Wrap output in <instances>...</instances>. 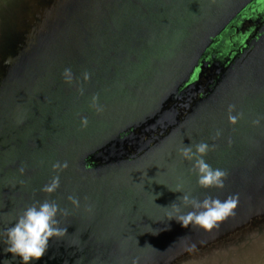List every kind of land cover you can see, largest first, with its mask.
Wrapping results in <instances>:
<instances>
[{
  "label": "rangeland",
  "instance_id": "1",
  "mask_svg": "<svg viewBox=\"0 0 264 264\" xmlns=\"http://www.w3.org/2000/svg\"><path fill=\"white\" fill-rule=\"evenodd\" d=\"M164 1L171 8L167 12L160 5L163 0H0V233L27 206L24 194L16 198L12 194H30L34 189L37 178L26 180V190L23 189L20 186L23 179L14 166L20 164L19 151L29 150L27 144L37 117L43 118L55 108V116L79 112L84 107L82 97L93 103L88 94L95 97L97 104L113 98L130 99L128 87L146 88L157 64L167 61L173 52L174 40H170V35L173 33L177 38L180 29L198 17L202 9L199 13L196 10L206 0ZM258 12L257 17L253 13L243 22L255 25L258 17L263 19V13ZM146 15L153 17L146 19ZM157 26L169 28L170 34L154 38ZM245 30L240 27L235 33ZM151 32L155 33L149 35ZM246 49L243 46L238 51ZM137 61L138 65H134ZM65 69L71 70V83L65 82L62 75ZM261 113L262 116L264 111ZM48 116L46 124L51 118ZM52 128L56 131V124ZM252 130L247 138L253 144L259 142V137L264 140L261 132L258 135ZM256 149L250 157L249 171L239 183L229 186L225 194L214 195L215 189L213 198L235 197L237 206L232 215L218 222L210 232L191 226L182 228L176 222L174 227H163L164 235L154 234L149 228L137 232L133 231V222L128 223L130 228L126 230L125 221L119 219L117 236L113 237V232H100L95 234L97 240L93 242L85 228L96 229L86 217H79L84 229L76 233L70 220L58 216L60 226L67 228L68 234L50 240L48 251L37 264H264V147H253ZM55 156L52 151V157ZM244 160L232 159L228 168L246 169ZM117 166L112 164L109 168ZM229 177L224 181H229ZM185 178L195 180L196 176L190 174ZM168 189L171 185L158 186L146 194L145 200L133 197L127 203L125 196L117 204L127 217L134 211L137 219L145 212L144 218L152 217L161 225L160 222H167L165 207L181 195ZM202 191L192 196L199 200L212 197L210 190L207 194ZM57 195L44 194L41 198L55 201L61 209H69L68 215L75 217L72 220L75 222L78 212L73 213L69 208L71 202L62 201ZM129 218L133 220L134 215ZM192 245L195 248L189 250ZM3 247L0 244V261L19 264L18 260L12 261L11 254L3 252Z\"/></svg>",
  "mask_w": 264,
  "mask_h": 264
},
{
  "label": "water",
  "instance_id": "2",
  "mask_svg": "<svg viewBox=\"0 0 264 264\" xmlns=\"http://www.w3.org/2000/svg\"><path fill=\"white\" fill-rule=\"evenodd\" d=\"M253 1H204L202 8L198 7L196 10L199 13L202 9L198 17L191 20L192 22L187 24L188 27H182L177 38L172 36L173 33L170 35V40H174L173 52L167 61L157 64V69L150 78L151 83L146 88L134 86L127 88L130 99L113 98L111 101L98 102L94 106L93 103H89L90 100L86 102L88 99L82 97L84 107L79 112L73 111L66 116H55V108L51 114L46 113L43 118L37 117V122L32 125L33 133L27 144L29 150L25 148L19 151L20 164L16 163L14 166L18 174H21L20 169H23L20 175L23 179L20 186L23 189L26 190L24 187L26 180L37 178L34 189L30 194L16 192L12 196L16 198L24 194V199L26 202L29 201L28 203L43 202L45 200L41 197L47 193L42 192L41 188L53 177L58 176L59 188L54 193L58 194L62 201H69V196L79 200V208L69 206L73 209V213L78 212L76 221L72 225L75 228L84 229L80 226L79 217H86V220L90 222L89 225L96 229V231H88L85 228L86 234L93 242H96V233L113 232L115 234L113 237L117 236L118 230L120 231L119 219L125 221L126 230L130 228L128 223L133 222V231L149 228L154 234L158 232L163 235L166 232L163 227L170 228L175 223L174 220H167L165 223L160 222V225L152 217L144 218L145 212L139 214L141 216L136 219L134 211V214H131L134 215L132 220L129 218L131 215L127 217L125 210L117 204L119 198L126 196V201H129L127 203H131L130 200L133 197L145 200L148 196L146 194L155 191L158 186L171 185L173 189L177 183H182L186 190L191 189L187 191L192 195H199L203 192L202 190H205L207 194L210 190L213 197L218 193L225 194L229 186L239 183L249 171V165L252 162L250 157L257 152V149L253 150V147H264V140H260L261 137L259 142L254 144L247 138V135L251 133L250 130L255 128L252 131L257 132L258 135L261 132L264 138V119L259 126L252 124L253 120L264 117V114L260 115L261 110L264 111V20L256 29L255 36L245 43L247 49L226 71L223 83L216 89L213 97L190 115L161 147L133 163L121 164L114 168L108 167L97 172H89L82 168L81 164L86 157L97 151L123 128L137 124L158 111L169 94L178 86L187 84L213 39L220 38L219 43L213 47L221 48L225 37L223 31L233 20L239 21L238 15L244 12ZM160 5L165 12L171 9L169 3L164 0ZM140 17L142 18L141 15ZM145 17L151 19L153 16ZM186 22L183 21L184 24ZM159 26L156 28L158 31L156 30L157 34L154 38L170 34L169 28L158 29ZM154 33L151 32L149 35ZM88 96L93 99L92 94ZM229 106H232L231 111ZM46 116L48 118L51 116L47 124ZM230 116L236 118L234 124L230 121ZM83 120L87 123L83 124ZM54 124L57 127L56 131L52 128ZM40 125L44 126L40 128ZM48 129L52 133H48ZM217 132L220 133L219 136L216 135ZM255 137L252 136V138ZM39 142L41 144H38ZM200 142L210 146V150L204 157L205 161L212 168L224 170L230 176L229 181H224L223 189H203L197 186L196 179L188 180V176L185 178L190 174L193 177L194 174L189 171L192 164L182 160L177 150L184 145L194 146ZM52 151H55V157H52ZM239 157L246 159L242 161L247 164L246 169L228 168L232 159ZM65 162L67 168L53 170L54 164L63 165ZM186 184L187 188L184 186ZM126 201L124 200L123 203ZM64 218L69 221L71 217L68 215ZM147 240L150 241L151 236Z\"/></svg>",
  "mask_w": 264,
  "mask_h": 264
},
{
  "label": "clouds",
  "instance_id": "3",
  "mask_svg": "<svg viewBox=\"0 0 264 264\" xmlns=\"http://www.w3.org/2000/svg\"><path fill=\"white\" fill-rule=\"evenodd\" d=\"M66 83H71L72 74L70 69H65L63 74ZM85 74V79H87ZM95 106V97L93 98ZM99 110V109H98ZM232 110V106H229ZM230 121L234 124L236 118L230 116ZM264 117H259L252 121L254 126H259ZM83 124L87 121L83 120ZM217 132V136H219ZM210 146L205 142L193 145H184L177 150L178 156L192 164L189 170L196 176V184L203 189L216 188L223 189L224 180L227 173L221 169L212 168L204 159ZM53 170L67 168V163L63 165L54 164ZM21 174L23 169H20ZM59 188V177H53L52 180L45 184L41 191L47 194L54 193ZM173 193H181L176 201L172 202L165 208L166 218L168 221H175L182 228H198L205 232H210L218 226V222L224 220L233 214L237 206V198L229 197L224 200L206 196L199 200L192 196L191 192L184 190L182 183H177L175 188L168 189ZM69 201L74 208H79V200L69 196ZM159 206V205H158ZM184 209H189L184 211ZM90 211V209H88ZM68 209H61L55 201L45 200L43 202L34 201L27 206L7 227L0 233V244H3V252L11 254L12 261H19V264H37L45 255L49 248V242L53 238L62 239L67 233V228L60 226L58 216H68ZM195 248L190 246L189 250ZM3 264V261H0Z\"/></svg>",
  "mask_w": 264,
  "mask_h": 264
},
{
  "label": "flooded vegetation",
  "instance_id": "4",
  "mask_svg": "<svg viewBox=\"0 0 264 264\" xmlns=\"http://www.w3.org/2000/svg\"><path fill=\"white\" fill-rule=\"evenodd\" d=\"M258 10L263 13L261 14L263 19L258 17L255 25L251 23L249 31L245 30L241 34L240 32L235 33L240 27L244 28L241 24L244 19H248L253 13H256L257 17ZM238 17L239 21L233 20L223 31L225 37L221 48L213 47L219 43L220 38L213 39L187 84L178 86L169 94L161 103L158 111L137 124L123 128L108 139L102 147L83 160L82 168L92 172L108 168L112 164L127 165L146 157L166 143L167 139L174 135L190 115L213 97L216 89L223 83L226 71L243 52V50L240 52L238 50L245 47V43L255 36L256 29L264 20V0H254ZM240 42L242 46H239ZM133 64L138 65V61ZM212 65L216 67L213 68ZM217 68L221 69V72H218ZM123 70L127 71L124 68ZM28 202L27 206L31 205ZM74 219V217L69 219L73 225L72 220ZM65 225L67 224L64 221ZM79 231L83 229L76 228V233H80Z\"/></svg>",
  "mask_w": 264,
  "mask_h": 264
},
{
  "label": "trees",
  "instance_id": "5",
  "mask_svg": "<svg viewBox=\"0 0 264 264\" xmlns=\"http://www.w3.org/2000/svg\"><path fill=\"white\" fill-rule=\"evenodd\" d=\"M241 24H243V27H244L246 30H247L249 27H251L248 23H245V22H244V23L242 22Z\"/></svg>",
  "mask_w": 264,
  "mask_h": 264
}]
</instances>
